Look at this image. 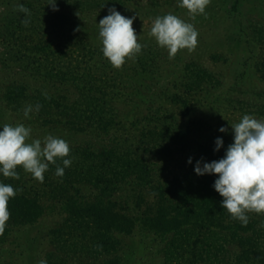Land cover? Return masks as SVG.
I'll use <instances>...</instances> for the list:
<instances>
[{
    "label": "rangeland",
    "instance_id": "obj_1",
    "mask_svg": "<svg viewBox=\"0 0 264 264\" xmlns=\"http://www.w3.org/2000/svg\"><path fill=\"white\" fill-rule=\"evenodd\" d=\"M50 2L0 0V125L23 123L31 127L29 142L47 134L65 139L72 159L69 169L75 170L76 166L83 169L95 157L112 156L108 154L112 151L138 157L141 165L150 170L149 179L165 184L173 178L195 174L193 166L199 160L197 142L227 136L232 132L231 125L239 122L244 114L264 119V0H210L205 14L194 19L178 6V0H56L57 10L48 5ZM18 4L30 9L27 24L22 22L25 14L18 10ZM112 7L124 16L135 17L133 28L143 45L141 53L147 51L144 55L148 59L152 55L157 73L138 69V54L126 58L120 68H114L103 56L98 23ZM167 13L195 26L198 43L194 50L181 49L170 56L166 48L157 45L150 35L152 21ZM63 35L71 38L67 53L48 55V41H61ZM40 43L44 44L39 46ZM89 78L103 91L111 93V87L115 86L114 95L103 97L99 102H106L107 109L120 123L106 132L93 127L76 131L66 124L74 110L81 104L84 106L78 89L90 87ZM12 88L23 89L26 97L17 103L8 102L7 91ZM175 95L187 102L188 114L184 117L180 115ZM50 101H54L52 106ZM28 104L41 105L39 112L30 114V119L23 114ZM50 114L59 123H48ZM145 117L159 118L158 122L166 129L172 123L170 127L179 128L192 121L203 130L192 136L194 142L184 152L171 155L153 152L154 145L162 144L161 140L144 134L157 131L152 128L154 120L144 121ZM221 126H226L228 131L219 132ZM166 144L172 146L168 141ZM88 153L94 156H87ZM189 157L192 164L187 163ZM55 168L56 165H50L44 181L40 182L19 167L22 187L37 191L45 213L33 223L12 229L0 243V264H38L49 252L62 264L83 263L78 253L65 252V248L58 251L51 239V231L64 226L67 218L64 201L48 198L49 191L53 192L52 196L56 193L52 182L61 184ZM206 176L211 175L201 177ZM129 177L131 182L135 174ZM78 182L68 184L77 189L68 188V194L75 191L87 200L97 195L86 178ZM143 188L146 198L151 199L150 188ZM135 191L138 189L128 183L115 197L132 203ZM249 217L257 223L253 232L233 236L212 231L204 236L209 245L206 264H236L240 259L239 241L248 240L256 252H264V227L261 226L264 214L249 213ZM113 238L118 242L117 250L107 258L117 257L120 264H188L192 260L190 249L178 243L176 233L160 235L137 223L129 234L113 233ZM102 259L99 257L95 263Z\"/></svg>",
    "mask_w": 264,
    "mask_h": 264
},
{
    "label": "trees",
    "instance_id": "obj_2",
    "mask_svg": "<svg viewBox=\"0 0 264 264\" xmlns=\"http://www.w3.org/2000/svg\"><path fill=\"white\" fill-rule=\"evenodd\" d=\"M70 40V37L63 35L61 41H48V48H46L48 55H65L69 50ZM43 44L40 43L39 46ZM88 52L95 54V51ZM98 53L101 54L99 51ZM144 53L147 54V51L138 54L136 66L143 72L157 73L158 67L151 61L152 55L149 54L150 59H148ZM90 79L87 80L90 87L81 86L78 89L81 91L84 106L82 107L81 104L80 109L74 110L75 112L66 124L75 128L76 131H84L93 127L98 131L106 132L108 128L120 125V123L115 121L114 114L107 109L108 104L106 102L99 104V102L103 97L114 95L115 86L111 87L110 93L96 88ZM190 89L192 88H187V90ZM92 92H95V95H92ZM96 94L101 96L98 98ZM25 97L23 89L12 88L8 89L6 99L8 102L17 103ZM50 102L52 106L54 101ZM175 102L179 104L181 117L186 116L188 114L187 102L176 95ZM49 116L48 123H59V120L51 119L52 114ZM143 120L150 122L154 120L152 128L157 130L144 134H148L155 140H161L162 145H154L152 151L157 150L158 153L168 155L188 150L190 142H194L192 136L197 131L203 130L202 126L192 121L179 128L175 125H173L175 127H170L172 123L166 129L164 124L162 126L158 122L159 118L145 117ZM221 138L223 147L219 151H214L216 139L197 142L195 146L198 159L211 162L222 158L228 145L233 142V132ZM162 141H168L172 143V146ZM108 154L112 156L100 159L95 157L91 160L92 162H89L90 164L84 167L85 169L77 166L75 170L65 168L64 175L60 178L61 184L57 181L52 182L54 183L53 189H56L55 195L52 196V191L48 193V198L64 201L63 210L67 217L64 226L50 233L54 248L58 251L65 248V252L70 250L78 253V257L82 258V264H120L117 257L107 258L117 250L118 242L113 238V233L129 234L137 223L160 235L178 234V243H184L183 245L190 249L189 255L192 260L188 264L207 263L206 249L209 245L206 244V237H204L207 233L219 231L234 236L253 232L256 229L257 223L252 219H249L246 226L242 225L239 221L231 219L227 210L221 207L223 198L213 188L216 176L201 177L190 174L188 177L173 178L162 184V182L149 179L150 170L141 165L138 157L130 158L127 154L119 155L112 151ZM88 155L94 156L93 153H88ZM17 171L20 173L19 167ZM143 171L147 172V175L143 176ZM133 173L135 177L130 182L128 178ZM70 177L72 179L68 181ZM82 177L86 178L91 187L97 191V195L90 200L78 196L75 191L71 195L67 193L68 188L77 191L76 187L68 184L78 182ZM0 182L11 184L18 190L16 196L10 198L8 202L10 218L6 222L4 232L0 233V243H3L15 227L37 221L45 213V206L37 197V191L25 190L22 187L20 175L19 179L0 175ZM128 183L138 189L132 196V203L118 199L117 195L115 197L122 186ZM48 185L51 184L48 182ZM143 187L150 188L151 199L146 198V194L142 192ZM135 211L138 213L136 214ZM238 246L241 250L240 259L236 264H264V252H256L250 241H239ZM99 257H103L102 261L95 263ZM45 259L47 264H62L53 252L47 253Z\"/></svg>",
    "mask_w": 264,
    "mask_h": 264
},
{
    "label": "clouds",
    "instance_id": "obj_3",
    "mask_svg": "<svg viewBox=\"0 0 264 264\" xmlns=\"http://www.w3.org/2000/svg\"><path fill=\"white\" fill-rule=\"evenodd\" d=\"M210 0H178V6L186 9L194 19L205 14ZM53 10L56 0L48 4ZM25 14L22 21L27 24L30 9L23 4L17 5ZM135 17L122 15L114 7L98 23L99 38L103 56L114 68H120L126 58L139 54L143 45L138 42L139 36L133 28ZM150 35L157 45L166 48L170 56H175L181 49L194 50L198 43V31L192 23L186 22L173 13L157 16L152 21ZM41 105L28 104L23 109L24 117L39 112ZM233 142L228 145L222 158L211 162L197 160L193 166L196 175H214V190L223 198L221 207L226 209L231 219L242 225L249 223V213L264 214V119L244 114L239 122L231 125ZM226 133L228 128L218 129ZM31 127L23 123L0 125V175L19 179L18 167L40 182L50 165H56L55 175L63 177L65 168L70 167L69 143L58 136L47 134L42 139H32ZM223 147V139L217 137L214 151ZM189 157L187 163L192 164ZM62 164V166H61ZM11 184L0 182V233L4 232L10 218L8 202L17 194ZM264 227V224L261 225ZM38 264H47L41 259Z\"/></svg>",
    "mask_w": 264,
    "mask_h": 264
}]
</instances>
